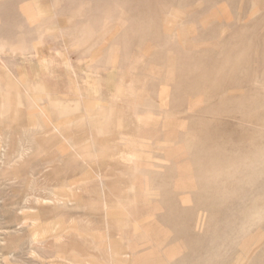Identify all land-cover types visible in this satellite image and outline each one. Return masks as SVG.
<instances>
[{"label":"rangeland","instance_id":"374dc122","mask_svg":"<svg viewBox=\"0 0 264 264\" xmlns=\"http://www.w3.org/2000/svg\"><path fill=\"white\" fill-rule=\"evenodd\" d=\"M6 1L0 0V264L182 261L186 244L165 243L172 233L156 219L176 192L188 195L184 208L196 210L194 233L202 243L195 256L215 255L209 264H264V47L248 54L230 39L233 28L252 32L244 20H260L264 0H217L216 15L194 20L165 4L158 35L175 67L142 54L153 41H140L129 0ZM257 29L264 37V23ZM251 35L243 41L251 44ZM130 36L137 47L129 46ZM222 38L234 50L225 47L219 66L208 63L218 75L182 80L178 71L197 66L187 54L202 60L204 48ZM223 124L238 138L214 135L231 133ZM201 144L219 146L213 165L197 157ZM219 210L228 231L216 224ZM219 232L228 234L224 242Z\"/></svg>","mask_w":264,"mask_h":264},{"label":"bare ground","instance_id":"6f19581e","mask_svg":"<svg viewBox=\"0 0 264 264\" xmlns=\"http://www.w3.org/2000/svg\"><path fill=\"white\" fill-rule=\"evenodd\" d=\"M8 1V0H7ZM6 1V2H7ZM14 1V0H13ZM53 1V0H52ZM66 2L68 0H65ZM72 0H70V3H71ZM75 1V0H73ZM72 1V2H73ZM130 1V7H128V12L129 13H132L134 16L135 14V17H139L136 21V23L138 24L137 27L138 28H141V30L139 31V35H140V41H144L145 39H148V40H152L153 43L152 44H149V47H148V44H147V47L146 50L144 52H142V54L144 55H148L149 56V63L151 64H154V63H163L164 65L165 64H168V65H172L173 67L176 66V62L174 59L170 58L168 59L167 61L165 60V51L163 50L162 48V44L163 43H168L164 38H162L161 36L158 35V30H160L159 26H158V23H159V19H160V16H159V13L162 11L163 7L165 4L168 3L167 7L165 8V10L167 11V9H175L177 11L179 10H187V11H184V12H187L186 13V17L191 19V20H194V19H198L199 16H201L203 14V17L208 15H213L215 14V11H214V1H217V0H129ZM198 2L200 3L198 6H194V5H197V4H194L195 2ZM246 1V0H245ZM57 2V0H56ZM84 2V1H83ZM5 3V2H3ZM10 3V2H9ZM14 3V2H13ZM62 3V2H61ZM69 3V2H68ZM74 3V2H73ZM78 3H82L81 0L80 2ZM95 3V2H94ZM241 3H242V0H241ZM67 4V3H66ZM65 4V6H67ZM76 4V2H75ZM114 4V3H113ZM252 4V3H251ZM8 5V4H7ZM12 5V4H10ZM24 5V4H23ZM22 5V7H23ZM31 5V4H30ZM73 5V4H71ZM82 5V4H81ZM84 5V4H83ZM87 5V4H86ZM115 5V4H114ZM218 5V4H216ZM248 5V4H247ZM250 5V4H249ZM3 6V5H2ZM13 6V5H12ZM63 6V5H62ZM69 6V5H68ZM76 6V5H75ZM78 6H80L78 4ZM88 6V5H87ZM111 6V5H110ZM116 6V5H115ZM236 6V5H235ZM240 6V4H239ZM238 6V7H239ZM4 7L5 9L7 10V6L6 4H4ZM9 7V6H8ZM14 7V6H13ZM19 7V6H18ZM25 7V6H24ZM70 7V6H69ZM72 7V6H71ZM70 7V8H71ZM74 7V6H73ZM81 7V6H80ZM125 7V6H124ZM12 8V7H11ZM10 8V9H11ZM21 8V7H20ZM31 8V7H30ZM83 8V7H81ZM91 8V7H90ZM89 8V9H90ZM110 8V7H109ZM116 8V7H115ZM216 8V7H215ZM237 8V7H236ZM25 9V8H24ZM27 9V13L29 14V10L28 8ZM64 9V7H63ZM66 9V8H65ZM70 10V9H69ZM80 10V8H79ZM120 10V9H119ZM118 10V11H119ZM229 10V9H228ZM9 11V10H7ZM11 11V10H10ZM26 11V10H25ZM31 11V10H30ZM71 11V10H70ZM69 11V12H70ZM82 11V10H80ZM122 11L124 10H121V13ZM32 12V11H31ZM67 12V11H66ZM115 12V11H114ZM125 12V11H124ZM18 13V12H17ZM21 13V12H20ZM78 13V12H77ZM175 13V12H174ZM178 13V12H177ZM80 14V13H78ZM101 14V13H99ZM119 15H123V14H119ZM216 15V14H215ZM238 15V14H237ZM19 16V15H18ZM21 16H24L21 14ZM79 16V15H78ZM101 16V15H100ZM113 16V15H112ZM178 16V15H177ZM11 17V16H10ZM20 17V16H19ZM134 17V18H135ZM219 18V16H217ZM7 19L9 18L6 17ZM32 18V17H31ZM169 18V17H168ZM180 18V16H179ZM183 18V17H181ZM13 19V18H12ZM19 19V18H18ZM17 19V20H18ZM28 19V18H27ZM69 19V18H68ZM90 19V18H89ZM119 19V20H118ZM117 20L120 21L121 20V17L118 18ZM133 20V19H132ZM170 20V19H169ZM36 21V20H35ZM77 21V20H76ZM95 21H96V17H95ZM117 21V22H118ZM214 21V20H213ZM218 21V20H217ZM5 22V21H4ZM9 22H12V21H9ZM79 22V21H78ZM121 22V21H120ZM35 23V22H34ZM89 23V22H88ZM124 23V22H123ZM211 23V22H210ZM223 23V21H222ZM264 23V15L262 16V18L260 20H256V21H250L248 19H245L244 20V23L243 25L244 26H249L252 28V32H247L245 31L244 29L242 28H231L232 29V34L233 37L230 38L232 40H235V44H234V48H239L240 50L244 49L246 51V53L248 54H252L253 53V49L255 47H260V46H263L264 47V37L260 36L259 32H258V26L260 24H263ZM86 25L85 24V28H86ZM123 25V24H122ZM100 26V25H99ZM98 26V27H99ZM134 26V24H132V27ZM103 30L105 29V26H103ZM112 27V26H111ZM221 27V26H220ZM66 28V27H65ZM215 28V27H214ZM217 28V26H216ZM3 29V28H2ZM6 29V28H5ZM83 29V28H82ZM81 29V30H82ZM98 29V28H97ZM108 29V27H107ZM229 29V28H228ZM24 30V29H23ZM86 30V29H85ZM94 30V29H93ZM109 30V29H108ZM113 30V29H112ZM174 30V28L172 29ZM171 30V31H172ZM72 31V30H71ZM74 31V30H73ZM97 31V30H96ZM106 31V30H105ZM121 31V29H120ZM170 31V30H169ZM175 31V30H174ZM179 31V30H178ZM9 33H11L10 31H8ZM8 32H6L5 34H8ZM21 32V31H20ZM75 32V35H76V31ZM88 32V30H87ZM110 32V31H109ZM122 32V31H121ZM224 32V30H223ZM222 32V34H223ZM80 32H77V35H79ZM120 33V32H119ZM169 33V32H168ZM23 34V33H22ZM29 34V33H28ZM27 34V36H28ZM69 34V33H68ZM72 34V33H71ZM83 34V33H81ZM80 34V35H81ZM85 34V33H84ZM246 34H252L251 35V40H252V43L251 44H248L246 42L243 41L244 37ZM11 36H8L6 37V40L9 38V37H13L12 34H10ZM20 35V34H19ZM18 35V36H19ZM25 35V34H24ZM49 35V34H48ZM6 36V35H5ZM4 37V36H3ZM22 36H20L21 38ZM73 37V36H71ZM83 37V36H81ZM121 37V36H120ZM1 38V37H0ZM5 38V37H4ZM15 38V36H14ZM84 38V37H83ZM115 38V37H114ZM16 39H18L16 37ZM117 39V38H116ZM203 38L201 36H197V39L194 38V41H197V40H202ZM230 39H227V38H222L217 46L215 48H209V47H206L204 48L203 50V59L202 60H199L197 61L201 56H199V54L197 52H189L187 55L189 56L190 60L193 62V65H197L200 70L198 69V67L196 66L192 71L191 69L188 67L187 69H182L181 70V73L178 71V74H180V77L182 80H188L190 83L193 82V79H197L199 76H201L202 78H206V79H211L212 76H215V75H218V72L215 71V69L212 67H207L208 63H212V64H215L216 66H219V63L221 64V59H222V55H224V51H225V47L226 46H230L231 48L232 45L230 44V42L228 40ZM263 39V40H262ZM3 40V39H2ZM20 40V39H19ZM115 40V39H114ZM134 40V36H130L128 40H126L127 42L129 43H132ZM10 41V39H9ZM21 41V40H20ZM87 41V40H86ZM91 41H94V40H91ZM90 41V42H91ZM98 41V40H97ZM34 42V41H33ZM212 42V40H211ZM31 43V42H30ZM134 44H131L129 46L131 47H137L138 44H139V40L135 43V40L133 42ZM93 44V42H92ZM95 44V43H94ZM202 44V43H201ZM125 45V44H124ZM206 45V43H205ZM233 48V50H234ZM199 49V48H198ZM216 49V50H215ZM236 50V49H235ZM138 51V49H137ZM238 50H236L235 52H237ZM240 52V51H239ZM238 52V53H239ZM100 53V52H99ZM97 55V54H96ZM231 55V54H230ZM240 55V54H239ZM242 56V54H241ZM240 56V57H241ZM95 57V56H94ZM142 57V56H141ZM183 57V56H182ZM239 57V59H240ZM109 58V57H108ZM136 58V56H135ZM243 58V56H242ZM241 58V59H242ZM96 59V58H93V60ZM119 59V58H118ZM140 59V58H139ZM164 59V61H163ZM225 59V58H224ZM107 60V59H106ZM121 60V59H120ZM130 60V59H129ZM99 61V60H98ZM137 61V60H136ZM242 61V60H241ZM251 61V60H250ZM104 62V61H103ZM127 62V61H126ZM125 62V63H126ZM95 63V62H94ZM122 63V62H121ZM186 63V62H185ZM188 63V62H187ZM223 63V62H222ZM98 64V63H97ZM250 64V63H249ZM81 65V64H80ZM102 65V64H101ZM104 65V64H103ZM143 65V64H142ZM179 65V64H178ZM240 65H242V63L240 62ZM105 66V65H104ZM107 66V65H106ZM144 66V65H143ZM150 66V65H149ZM243 66V65H242ZM103 67V66H102ZM207 67V68H206ZM118 68V67H117ZM171 68V67H170ZM241 69V68H240ZM76 70V69H75ZM169 70V69H168ZM177 70V69H176ZM242 70V69H241ZM252 70V69H251ZM115 71V70H114ZM119 71V70H118ZM173 72V71H172ZM171 72V74H172ZM223 72V71H222ZM242 72V71H241ZM253 73V72H252ZM106 74V73H105ZM159 74V73H158ZM166 74H168L166 72ZM170 74V77H173V75ZM230 74V73H229ZM248 74V73H247ZM251 74V73H250ZM161 75V74H160ZM169 75V74H168ZM226 75V74H225ZM253 75V74H252ZM144 76V75H143ZM165 77H163L164 79ZM262 78V77H261ZM153 79V78H152ZM166 79V78H165ZM206 79H203L204 81H206ZM248 79V77H247ZM162 80V78H161ZM264 80V79H263ZM146 81H147V78H146ZM145 81V82H146ZM170 81V80H169ZM251 81V80H250ZM144 82V83H145ZM158 82V81H157ZM165 82V81H164ZM163 82V83H164ZM175 83V82H174ZM168 84V83H167ZM199 84V83H198ZM147 85V84H146ZM154 85V84H153ZM188 85V84H187ZM194 85V84H193ZM192 85V86H193ZM253 85V84H252ZM230 86V85H229ZM229 86H226L227 88H229ZM147 87V86H146ZM201 87V86H200ZM232 86H230L231 88ZM160 88V87H159ZM233 88V87H232ZM231 88V89H232ZM260 88V87H259ZM157 89V88H156ZM199 89V88H198ZM162 90V89H161ZM160 90V91H161ZM207 90V89H206ZM229 90V89H228ZM240 90V89H239ZM259 90V89H258ZM199 91V90H198ZM242 89H241V92H236V94L238 93H242ZM200 92V91H199ZM202 92V91H201ZM205 92V91H204ZM235 92V91H234ZM154 93V92H153ZM151 93V95L153 94ZM213 93V92H212ZM252 93V92H251ZM255 93V92H254ZM264 93V91H263ZM150 94V93H149ZM210 94V93H209ZM233 93L230 92V95H232ZM154 95V94H153ZM193 95V94H191ZM247 95V94H246ZM229 97L228 96L226 99H225V102H228L229 101ZM234 97V96H233ZM173 98V97H172ZM178 99V98H177ZM159 100V99H158ZM157 100V101H158ZM234 100V99H233ZM210 102V101H209ZM208 102V103H209ZM221 102V101H220ZM169 103V102H168ZM153 104V103H152ZM224 104V103H223ZM233 104V103H232ZM236 104V103H235ZM168 105V104H167ZM170 105V104H169ZM168 105V106H169ZM172 105V104H171ZM183 106V104H181ZM64 106V105H63ZM185 106V105H184ZM227 106V105H226ZM175 107V106H174ZM57 108V106H56ZM55 108V109H56ZM170 108V107H169ZM187 108V107H186ZM143 109V108H142ZM163 110V109H162ZM171 111L173 110L170 109ZM176 110V108L174 109ZM189 110V109H188ZM191 110V109H190ZM57 111V110H56ZM55 111V112H56ZM153 111V110H152ZM151 112V111H150ZM178 112V111H177ZM190 112V111H189ZM192 112V111H191ZM184 113V112H182ZM194 114V113H193ZM148 116V115H147ZM229 116V115H228ZM243 116V115H242ZM247 116V115H246ZM80 117V115H79ZM196 117V116H195ZM199 117V116H198ZM197 117V118H198ZM249 117V116H248ZM186 119H188V117H185ZM200 118V117H199ZM191 119V118H190ZM177 120V119H176ZM200 120V119H199ZM175 121V120H173ZM172 121V122H173ZM187 121V120H185ZM171 122V121H170ZM176 122V121H175ZM179 122V121H178ZM199 125L198 127H201V121H199ZM204 122V121H203ZM210 123H212L211 121H209ZM168 123V122H167ZM187 123V122H186ZM192 123V122H190ZM195 123V121H194ZM193 124V123H192ZM246 124V123H244ZM171 125V124H170ZM174 125V124H173ZM195 125H197V123H195ZM194 125V126H195ZM210 125V124H209ZM222 125V124H221ZM44 126V125H43ZM42 126V127H43ZM187 126V125H186ZM242 126V125H241ZM243 127V126H242ZM172 128V127H171ZM223 128L226 129V130H229L231 131V133H225L224 134H221V132L219 133H215L214 135H216L218 138H221V139H234V138H238L237 137V132L234 127L230 128L228 126V124H223ZM208 129V128H207ZM214 129H220L218 128L217 126L214 128ZM182 131V130H181ZM208 131V130H207ZM183 132V131H182ZM189 132V130H188ZM193 132V131H191ZM198 132V131H197ZM182 134V133H181ZM189 134V133H188ZM260 134V133H259ZM262 134V133H261ZM194 136V135H193ZM196 136V135H195ZM204 136V135H203ZM252 137V136H251ZM263 137V136H262ZM187 138V137H186ZM217 138V139H218ZM250 138V137H249ZM261 138V137H260ZM264 138V137H263ZM256 139V138H255ZM248 140V139H247ZM252 140V139H251ZM254 140V139H253ZM193 141V140H192ZM205 141V140H203ZM245 141V140H244ZM249 141V140H248ZM220 142V141H219ZM250 142V141H249ZM261 142V141H260ZM263 142V141H262ZM190 144V143H189ZM257 144V143H256ZM188 145V144H187ZM202 145V148L199 149V151L197 152V157H199L201 160L203 161H206L207 163L213 165V163L215 161L218 160L217 156L220 155V148L217 144H201ZM252 145V144H251ZM189 147V146H188ZM224 147V146H223ZM252 148V147H251ZM194 149V148H193ZM203 149L207 152H210V158L206 159L204 157V152H203ZM234 149V148H233ZM186 150V149H185ZM240 150V149H239ZM256 151V150H255ZM193 154V153H192ZM196 154V153H195ZM224 154V153H223ZM187 156V155H186ZM238 156V155H237ZM232 158V157H231ZM229 159V158H228ZM159 164V163H157ZM231 164V163H230ZM229 164V165H230ZM218 166V165H217ZM149 175V174H148ZM209 178V177H208ZM148 180V179H147ZM195 180V179H194ZM193 180V181H194ZM149 181V180H148ZM264 181V180H263ZM200 182V181H199ZM154 184V183H153ZM161 186V185H160ZM154 187V186H153ZM172 187V186H171ZM209 187V186H207ZM196 188V187H195ZM199 188V187H197ZM210 188V187H209ZM202 190V189H201ZM156 191V190H155ZM204 191V190H203ZM211 191V189H210ZM216 191V190H215ZM222 192V191H221ZM207 193V192H206ZM252 193V192H251ZM218 195V194H217ZM216 195V196H217ZM224 195V194H223ZM197 196L198 194H193L191 196V201H194L197 199ZM205 196V195H204ZM209 196V195H208ZM207 196V197H208ZM263 196V195H262ZM158 198V197H157ZM188 195L185 194H182V193H178L176 192V194H170L169 195V199H168V203L169 204H165V203H162L161 206L164 208V209H167L168 212L166 215L164 216H160L159 218H156L159 222H161L162 224H164L165 226H167L172 235L171 237H167L165 239V243L169 244L170 242L172 243L173 241L175 240H182L186 246H187V250H188V253L185 254L184 256H182L184 258V260L182 261H176L174 264H183L184 262H192L191 264H209L211 262H216L217 260V257L214 255V256H211V257H208V256H195L194 254L196 253V250H197V246L202 243V239L201 237H199V235H195L194 233V227H196V223L194 222V210L195 208H184V204L186 203V201L188 200ZM229 199V198H228ZM231 199V198H230ZM229 199V200H230ZM190 201V202H191ZM214 202V201H213ZM235 202V201H234ZM188 203V202H187ZM212 203V202H211ZM201 202L200 200H197L196 201V205H200ZM223 204V203H222ZM230 204V203H229ZM195 205V204H193ZM246 205V204H245ZM189 206V205H188ZM237 206V205H236ZM201 208H204V207H201ZM248 209V208H247ZM209 210V209H208ZM196 211V210H195ZM204 211V210H203ZM201 212V211H200ZM199 212V213H200ZM216 212V211H214ZM202 213V212H201ZM204 213H206L204 211ZM245 213V212H243ZM196 215V214H195ZM204 215V214H203ZM247 215V214H246ZM264 215V214H262ZM199 217V216H198ZM216 217L217 218H221L219 219L217 223H220L222 226H224V230L228 231V228L227 226L224 225V217H225V214H224V211L223 210H219L217 213H216ZM201 218V217H199ZM198 218V219H199ZM197 219V220H198ZM204 219V218H203ZM202 219V220H203ZM232 220V219H231ZM229 221V219L227 220V222ZM238 221H240V218L238 219ZM233 222V221H232ZM199 223V221H198ZM226 223V222H225ZM241 223V222H240ZM231 224V223H230ZM199 226V225H198ZM197 226V228H198ZM203 226V225H201ZM200 226V227H201ZM254 226V225H253ZM208 227V226H207ZM248 227V226H247ZM219 229V228H218ZM202 230V229H201ZM233 230V229H232ZM225 231V232H226ZM201 232V231H200ZM199 232V233H200ZM225 232H219L217 233V239H219L220 241L224 242V239L227 238V235H225ZM255 233V232H254ZM253 233V234H254ZM264 233V232H263ZM247 234V233H246ZM252 235V234H251ZM261 236V235H260ZM259 236V237H260ZM264 236V235H263ZM213 237V236H212ZM253 237V235L251 236ZM250 237V239H251ZM238 238V237H237ZM262 239V238H261ZM255 240V239H254ZM256 241V240H255ZM254 241V243H255ZM259 239H257V243H258ZM163 242V243H164ZM210 242H213V238H211V241ZM240 242V241H239ZM247 242V241H246ZM248 244V243H247ZM160 245V244H159ZM165 245V244H164ZM212 245V243H211ZM241 245V244H240ZM260 245V244H259ZM242 246V245H241ZM241 246H238V247H241ZM257 246V245H256ZM157 247H159L157 245ZM161 247V246H160ZM210 247V246H209ZM208 247V248H209ZM237 247V248H238ZM261 247V246H260ZM228 248V247H227ZM244 247H242L243 249ZM258 248V247H257ZM211 249V247H210ZM143 249H140L139 252H141ZM205 250V249H204ZM249 250V249H248ZM251 250V249H250ZM249 250V251H250ZM257 250L259 249H255V252H257ZM243 251L245 252V248L243 249ZM260 251H263L264 252V249H261ZM242 252V251H241ZM253 253V254H254ZM244 255V253H242ZM263 255V253H260L256 256V257H259L260 255ZM223 256V255H222ZM236 256H238V253L236 254ZM243 257V256H242ZM245 260V259H244ZM257 260V259H256ZM242 261V260H241ZM255 261V260H253ZM257 261H260V260H257ZM257 263V262H256ZM259 263V262H258ZM235 264V263H234Z\"/></svg>","mask_w":264,"mask_h":264}]
</instances>
